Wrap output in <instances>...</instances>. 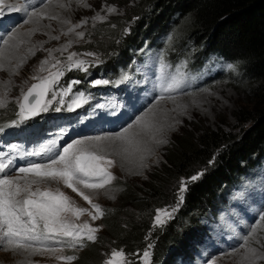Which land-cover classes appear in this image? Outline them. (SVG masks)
Segmentation results:
<instances>
[{"label": "rangeland", "instance_id": "obj_1", "mask_svg": "<svg viewBox=\"0 0 264 264\" xmlns=\"http://www.w3.org/2000/svg\"><path fill=\"white\" fill-rule=\"evenodd\" d=\"M136 1L48 0L44 7L34 12L36 15L32 14L28 19H25L24 6L21 0H0V12L7 13L5 18L0 19V98L5 101V106L0 108V121L2 119L5 121L9 117L8 114L11 113L7 112V109L11 106L15 107L14 111H19L17 101L21 99V93H25L32 82L39 79L43 80L45 77L51 79L58 71H62L63 75H60L58 82L52 85V91H46L44 100L51 101L47 111L57 107L68 109V104H71L76 98V94L79 93L73 86V82L79 76L65 77V71L67 69H72L75 72L81 71L79 68L69 66V55L75 53V60L86 61V68L91 61H97L98 55L93 50L96 46H94L95 43L91 42L97 38V36H94V30L101 28L103 23L110 21L114 15L123 16L126 8ZM85 4L89 6H85ZM19 7H21V10L18 9ZM108 7L115 8L116 11L108 12ZM98 15L104 17V19H96L95 17ZM51 17L56 18L52 19ZM82 21L87 22L82 23ZM185 21L181 19L176 23L179 26L178 37H176L177 31L174 28L171 29L170 37L164 36L163 50L160 47L151 48L153 51L148 54L153 63L150 79L148 83L137 90H132L123 104L116 107L98 101L80 115L79 119L72 118L66 121L67 124L60 127L51 137L42 135L32 143L31 148L35 151H41L42 146L51 148V151L46 154L42 152L40 155L41 158L48 160L56 158L53 153L62 152L68 143L74 140H85L86 143L95 145V152L98 156L104 157V160L97 162L100 167L116 177L115 180H112L103 188H85L84 185L81 186L73 181L76 191L69 188L59 178H52L47 175L32 177L38 181L32 185L33 191L37 188L41 190L43 185L52 186L54 188V192H50L52 195L56 196L57 190H61L64 197L68 198L70 206L87 209V211L78 215H73L71 212L66 213L70 221L81 224L87 223L100 233L99 231L106 227L105 222L101 219L102 215L93 207V203H89L87 200L83 201L84 196L99 203L103 202L112 209L117 202L118 194L123 189L121 182L133 181L135 178L145 179L154 165L164 161L163 156H165L167 146L170 145L171 136L179 127L185 124L188 128L198 130L195 133L205 127L215 128L219 123H223V126L228 128L236 122L233 114L235 108L253 100V96L245 86L248 79L243 78L240 71L235 73L237 78L235 80L228 76L227 71L232 67V63H223L220 59L212 57L205 59L204 64L195 69L196 73L193 72L192 66L199 64L201 61L203 47L198 53L190 52V55L184 49H179L174 53L177 56H172L177 60L173 61L174 64L169 65L172 66L170 72L164 73L165 68L163 65L168 61L165 54L172 53L181 42L179 37ZM73 25H79V27L69 32V28H72ZM127 29L128 26L124 27V32ZM78 32H82L84 35L82 37L77 36L76 33ZM55 37L59 38L56 39ZM4 40H8V43L5 44ZM164 47L173 50L170 52L165 51ZM88 53H93V55H88ZM119 54L121 58H124L127 52L122 51ZM43 61H47V63L42 65ZM57 61H59V64H57ZM107 62L111 63L112 61L106 60ZM41 67H43V71H41ZM33 77H37V79H33ZM173 77L182 79L181 86L170 91H164L163 89L171 83ZM92 80H95V76L92 77ZM69 87L71 90L67 94H63V90ZM53 91L57 93L54 99ZM61 100L63 104L58 105L57 103H60ZM115 115L121 117V120L119 124L115 125L116 131L110 134L108 131L112 125L109 124L107 118ZM66 117L62 120L65 121ZM138 117L141 118L142 122L150 123L151 126L143 127L142 123H137ZM59 120H54V123ZM93 122L97 123L91 124ZM82 123L94 126L87 135L76 136L74 128ZM129 125H131L130 128ZM125 128H128L127 135L134 138V144L124 143L116 139L115 134L122 133ZM97 136L103 139L100 141L88 139ZM146 136L149 138H146ZM159 140H166L167 142L157 143L156 141ZM52 141H56V143L53 145L50 143ZM143 142L148 147H142ZM137 148H148L151 151L150 153H142ZM124 149H127V152ZM142 154L144 155L143 161L140 160ZM108 160L113 161L111 166L107 164ZM142 164L145 166H141ZM19 167L24 166L10 168L2 173L0 177L5 175L9 178L22 176L23 174L17 170ZM54 167H59V165ZM29 175L32 176V174ZM41 192L49 191L43 189ZM177 206L178 203L160 209L171 213V218H168L163 211L160 212L166 225L167 222L172 220L173 209ZM262 209L264 210V208ZM93 216L98 218L93 219ZM112 218L113 216L110 219ZM183 221L186 223V219H183ZM203 221L207 222L209 232L216 233L218 231L216 219L203 218ZM226 221L229 224L228 219ZM180 227L178 225L177 229ZM239 230L238 226L235 227L234 234L231 237L237 238L240 235ZM205 233H202V236ZM231 237L230 239L233 240ZM57 242L46 241L43 245H34L41 249L55 248L57 249L55 253L42 251L32 254L30 250H11L8 246H1L0 264H31L34 261L39 262L41 260L50 264H67L62 262L61 259H57V257L69 250L68 246L67 249L57 247ZM226 242L215 241L221 247V250L213 256L208 255V258L213 262L212 264H247L242 259L245 249L241 245L237 248L234 242L228 244ZM156 245L157 243L154 244L155 247H157ZM248 246L255 248L258 254L264 255V231H258L255 234V239L250 240ZM114 250L119 253L117 249L111 248L110 255H107V253L102 254L100 264L105 262L115 264V262L122 261L119 255L113 256ZM149 250V247L146 246L140 253H123V259L127 261V264H145L144 253L147 252L149 253L148 264L151 261ZM83 255L94 256L95 251L83 252ZM197 255L199 257L206 254L198 250ZM105 258L109 261H105ZM198 263L199 261H196V264ZM255 264H264V260H257Z\"/></svg>", "mask_w": 264, "mask_h": 264}, {"label": "trees", "instance_id": "obj_2", "mask_svg": "<svg viewBox=\"0 0 264 264\" xmlns=\"http://www.w3.org/2000/svg\"><path fill=\"white\" fill-rule=\"evenodd\" d=\"M181 19L186 20L181 42L171 54L184 49L190 55L203 47L201 61L192 66L193 70L212 57L232 63L228 76L235 80V73L240 71L248 79L245 86L253 100L235 108L236 122L228 128L219 123L195 133L198 130L185 124L179 127L171 136L164 161L154 165L145 179L121 182L117 202L101 217L106 229L102 228L100 238L67 264H99L102 254L111 248L140 253L148 240L157 242L155 255L165 257L170 244L185 243L183 233L189 223L194 224V211L201 210L205 201L214 200L218 189L241 169L240 161L249 160L252 152L264 151V0H137L123 16L114 15L94 30L97 38L91 42L99 60L94 67L100 68L106 60L117 62L119 52L133 53L145 42L161 47L159 38L170 37L172 28L179 36L176 23ZM167 58L171 59L170 54ZM200 172V179L189 180ZM182 180L188 187L173 222L151 225L158 207L178 200ZM91 250L94 256L83 255Z\"/></svg>", "mask_w": 264, "mask_h": 264}, {"label": "snow or ice", "instance_id": "obj_3", "mask_svg": "<svg viewBox=\"0 0 264 264\" xmlns=\"http://www.w3.org/2000/svg\"><path fill=\"white\" fill-rule=\"evenodd\" d=\"M63 6V5H62ZM85 6H89L86 5ZM108 12L116 11L115 8L108 7ZM2 14V13H0ZM33 15H36L33 13ZM55 19L56 17H51ZM96 19L103 20L104 17L97 16ZM27 22V21H26ZM67 22V21H66ZM87 21H82L86 23ZM79 25H73L72 28H69V32L73 31ZM77 36L82 37L84 34L82 32L76 33ZM58 39L59 37H55ZM4 43L7 44L8 40H4ZM88 55H93V53H88ZM75 53H72L68 57L69 66L82 69L87 72L88 69L85 67L86 61L75 60ZM47 63L43 61L42 65ZM59 64V61H57ZM41 67V71H43ZM63 75L62 71H58L55 76L51 79L45 77L44 79L48 83L41 89L40 92L34 94V90L38 85L33 84L27 93H21V99L17 101L19 111L17 113L18 119L12 120L10 124L0 126V133L5 131V128H18L20 125L31 117L38 116L39 113L45 112L48 110L49 105L51 104L50 100H44L43 96L46 91H52V85L58 82V77ZM128 77L124 75L122 79L126 80ZM37 79V77H33ZM122 81H116L120 83ZM182 79L176 77L172 78L171 83L164 88V91H170L174 88H179L182 84ZM73 83H79V81H74ZM94 85L109 84L108 80H95ZM70 87L63 90V94H67L70 91ZM53 99L57 95L56 92L52 93ZM31 98V103H29ZM84 101V94L77 93L76 98L68 106V110L72 111L73 106L80 107L81 103ZM60 103H63L61 100ZM5 106V101L3 98H0V108ZM61 109L57 107L55 111L59 112ZM137 123H142L143 127H150V123L142 122L141 118H137ZM131 125H129V128ZM128 128H125L122 133H116V139L128 144H134L135 140L133 137L127 135ZM94 141H100L102 137H90L88 138ZM157 143H166V140L156 141ZM55 144L56 141L50 142ZM142 153H150V149L143 148L139 149ZM51 151V148L42 146L41 151H32L22 154L23 156H40L41 153H47ZM127 152V149H124ZM55 159H50V164L41 165L38 163H28L27 166L19 167L17 170L22 173V176H16L9 178L8 176L0 177V240H3L11 250H30L32 254L42 251H49L55 253L57 249L47 248L41 249L35 247L36 244L43 245L46 241H58L62 244H66L68 247H84V242L82 239L83 236H86L87 240L93 241L96 239L94 233L97 229L89 227L87 223L83 225H76L72 223L67 217L66 213L71 212L73 215L82 214L87 211L83 208H75L70 206L68 203V198L64 197L63 193H58L54 196L50 192H41L39 188L35 191L32 190V185L36 184L38 181L32 177H40L42 175H47L52 178H59L66 184L69 188H72L73 191L77 189L73 186V181H76L80 184H83L85 188H103L106 184L111 183L112 180H115L116 177L112 175L111 172L106 171L104 168L100 167L98 161L104 160L103 156H98L95 152V145H90L85 142V140H74L71 143H68L58 154ZM5 153L0 152V158L5 157ZM144 155L140 156V160L143 161ZM14 161L8 159L5 162L3 159H0V173H5L6 169L12 167ZM113 161L108 160L107 164L111 166ZM209 163H212L210 161ZM59 165V167H54ZM145 166V165H141ZM42 169H50L42 173ZM29 174H32L30 176ZM92 176H98L102 182L99 183H89V179ZM203 176V172L197 173L196 175L189 178L191 182H195ZM23 181V183H21ZM187 183L181 181V187L179 189V201H183V193L187 191ZM58 192V190H57ZM83 195V193H81ZM85 200H88L89 197L84 196ZM94 208L100 209V205L94 204ZM163 211L164 214L171 218V213L167 210H157V215L155 217L157 224L164 223V220L161 218L160 212ZM175 211V209H173ZM100 215H103V212H100ZM93 219H97V216H93ZM258 231H264V213L260 214L259 220L252 226L251 231L248 235L243 237L244 243L241 244V247L245 249L242 259L247 262V264H255L257 260H264V255L257 253L255 248L249 247V242L252 239H255V234ZM119 255L122 258V261L115 262V264H127V261L123 259V252L117 253L113 251V256ZM149 253L145 252V264H147V258ZM57 259H66L72 261L77 259L75 256L60 257ZM105 264H110V262H105Z\"/></svg>", "mask_w": 264, "mask_h": 264}, {"label": "water", "instance_id": "obj_4", "mask_svg": "<svg viewBox=\"0 0 264 264\" xmlns=\"http://www.w3.org/2000/svg\"><path fill=\"white\" fill-rule=\"evenodd\" d=\"M45 82V81H44ZM38 84H40V82H36L35 83V85H38ZM46 84L44 83V85H43V87L45 86ZM41 90H39V91H34V94L36 93V92H40ZM46 93V92H45ZM45 95V94H44ZM43 98H44V96H43ZM30 101H31V98H30Z\"/></svg>", "mask_w": 264, "mask_h": 264}, {"label": "bare ground", "instance_id": "obj_5", "mask_svg": "<svg viewBox=\"0 0 264 264\" xmlns=\"http://www.w3.org/2000/svg\"><path fill=\"white\" fill-rule=\"evenodd\" d=\"M146 138H149V137L146 136ZM143 139H144V138H143ZM142 147H148V146H146L145 143L143 142ZM139 153H140V152H139Z\"/></svg>", "mask_w": 264, "mask_h": 264}]
</instances>
